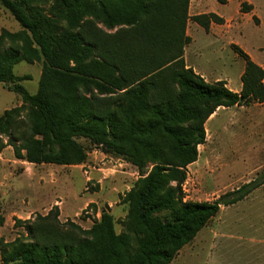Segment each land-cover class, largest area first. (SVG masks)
<instances>
[{
  "label": "trees",
  "instance_id": "1",
  "mask_svg": "<svg viewBox=\"0 0 264 264\" xmlns=\"http://www.w3.org/2000/svg\"><path fill=\"white\" fill-rule=\"evenodd\" d=\"M189 4L190 0H0L22 27L0 34V83L22 99L20 106L0 115V134L10 136L7 142L0 137V150L11 145L18 159L33 164L80 165L88 158L79 140L84 138L141 172L123 196L128 213L121 232L105 209L88 229L68 221L70 234L47 231L43 221L50 216L59 219L55 205L46 216L18 220L27 235L0 243L2 264H170L222 207L264 185L262 172L213 201L185 200L183 189L187 167L198 160L199 146L207 141L210 116L220 107L264 102L261 65L233 46L245 61L240 92L224 80L209 82L187 66L183 49L172 61H158L156 68H151V61L136 70L132 66L138 55L124 54L120 38L109 42V34L97 25L99 21L109 29L134 27L159 44L185 45L191 42L185 36ZM194 19L209 31L210 23L220 17L210 13ZM22 61L42 63L35 93L21 83L31 76L14 72ZM170 63L173 66L165 71ZM117 92L118 99L112 95ZM22 114L27 129L14 137ZM88 207L97 212L94 202Z\"/></svg>",
  "mask_w": 264,
  "mask_h": 264
},
{
  "label": "rangeland",
  "instance_id": "2",
  "mask_svg": "<svg viewBox=\"0 0 264 264\" xmlns=\"http://www.w3.org/2000/svg\"><path fill=\"white\" fill-rule=\"evenodd\" d=\"M210 13L217 14L220 20L212 21L206 31L194 16ZM97 25L109 34V42L120 38L124 54L138 55L132 69H142L144 63L151 61H155L151 68L158 67L159 62L172 61L182 49L186 63L184 55L188 47L189 62L206 75L207 81L225 78L240 92L245 61L234 50L235 44L264 68V0H190L185 36H190L191 42L185 45L159 44L151 34L144 36L134 27L109 29L99 21ZM4 29L16 32L22 27L0 5V34ZM171 66L173 63L164 70ZM14 72L29 74L32 79L21 83L31 93L37 91L41 62L22 61ZM112 95L118 99L121 92ZM21 104V97L0 83V115ZM205 126L207 141L199 146L198 160L187 167L185 200L213 201L264 172V102L220 107ZM26 129V116L22 114L12 134L19 137ZM0 137L7 142L10 136L0 134ZM79 140L88 151L86 162L80 165L33 164L18 159L11 145L0 150V217L4 220L0 223V243L27 235L18 220L46 216L55 205L60 208L59 219L50 216L44 220L42 224L47 231L70 234L68 221L88 229L104 209L114 216L116 231L123 230L122 220L128 213L123 196L132 189L141 172L127 159L105 152L102 146L90 145L84 138ZM92 202L97 212L88 207ZM170 264H264V185L244 200L222 207Z\"/></svg>",
  "mask_w": 264,
  "mask_h": 264
},
{
  "label": "crops",
  "instance_id": "3",
  "mask_svg": "<svg viewBox=\"0 0 264 264\" xmlns=\"http://www.w3.org/2000/svg\"><path fill=\"white\" fill-rule=\"evenodd\" d=\"M188 34H189V32H188ZM187 54H188V47L185 48V55H184V57H185V59H186L187 66H191V67H193L197 73H200L203 77H205V79H207L206 75L203 74V73H201V72L199 71V69L197 68L196 65H194V64L191 63V62H189V58L187 57V56H188ZM207 80H208V79H207ZM217 80H224V81H226L225 78H224V79H217ZM227 81H228V80H227ZM227 86H228L229 88H231L232 90L234 89V91L239 92L238 89H236V88H232V87L230 86V83H229V82L227 83ZM232 107H233V106H232ZM225 108H226V107H225ZM228 108H230V107H228Z\"/></svg>",
  "mask_w": 264,
  "mask_h": 264
}]
</instances>
